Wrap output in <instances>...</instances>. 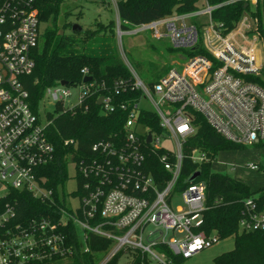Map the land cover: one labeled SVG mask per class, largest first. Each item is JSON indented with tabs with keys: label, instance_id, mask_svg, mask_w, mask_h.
<instances>
[{
	"label": "built area",
	"instance_id": "obj_1",
	"mask_svg": "<svg viewBox=\"0 0 264 264\" xmlns=\"http://www.w3.org/2000/svg\"><path fill=\"white\" fill-rule=\"evenodd\" d=\"M103 1L113 2L117 11L115 0ZM240 1L250 10L229 32L213 22L212 12L219 5L207 0L196 11L127 28L117 12V43L134 78L133 88L140 90L141 96L121 104L129 110L123 142L100 140L89 157L74 161L77 202L67 206L60 191L61 205L54 189L43 185L45 177L39 170L55 155L46 135L51 121L32 110L23 83L35 68L32 52L40 41L39 13L31 0H0V264H63L78 249L89 252L90 235L112 242L98 264H107L119 253L127 259L130 250L146 256L149 264H174L167 251L185 260L220 242L217 234L207 235L202 230L205 181H196L199 176L182 189L177 186L184 143L195 133L190 110L203 115L228 141L244 146L264 143V86L249 79L264 76L256 47L260 40L264 42V0ZM202 18L200 34L193 21ZM143 33L187 50H194L201 38L208 55H181L182 66L172 68L150 87L138 77L123 51L125 35ZM82 73L90 76L86 68ZM74 89L77 103L68 106ZM45 98L74 113L83 106L87 110V102L93 98L105 115L113 113L117 105L111 96L99 95V85L93 80L79 85L60 82L46 89ZM143 102L152 108L144 107ZM148 111L157 115L163 133L140 122V115ZM163 139H168L172 148L165 146ZM64 145L76 147L77 143L68 139ZM158 151H162L159 160L169 176L163 180L147 169L148 156ZM192 158L206 160L198 150H193ZM250 168L259 166L251 164ZM11 191L29 193L52 210L40 218L20 219L15 205L5 202ZM69 225L77 230V246L69 243ZM240 229L264 231V199L244 201Z\"/></svg>",
	"mask_w": 264,
	"mask_h": 264
},
{
	"label": "trees",
	"instance_id": "obj_2",
	"mask_svg": "<svg viewBox=\"0 0 264 264\" xmlns=\"http://www.w3.org/2000/svg\"><path fill=\"white\" fill-rule=\"evenodd\" d=\"M205 0H120L117 12L123 27L139 25L162 19L174 13L185 14L198 10ZM210 5H219L212 12V20L222 24L225 32L233 30L243 13L250 10L245 2L240 0H207ZM38 10L40 19V41L32 52L35 62L33 73L23 78V83L29 92V103L32 110L40 115V106L48 87L66 81L69 85L83 83V69H87L92 80L99 85V95L111 96L117 104L113 113L105 115L97 99L87 102L89 108L80 107L74 112L65 110L63 105H56L55 114H46L51 121L46 129L48 140L54 145V160L43 166L39 173L45 177L43 185L53 188L55 199L59 205V187L68 178L70 161H78L89 157L92 146L100 141L123 142L125 125L129 110L122 109L121 104L136 100L141 91L133 88L134 78L127 67L117 43L114 26L103 27L96 22L92 27L82 31L73 29L70 20L72 16L82 18L83 11L74 13V9H63L67 0H31ZM204 19L193 22L201 34ZM128 23L125 24V23ZM146 42L152 45L151 39ZM169 52H179L181 55H208L202 39L194 50L177 49L171 43L167 46ZM123 51L129 61L128 53L123 44ZM130 63V61H129ZM131 64V63H130ZM173 66L165 65L158 68L156 76L149 82L153 87L164 77ZM251 81L264 86V76H252ZM122 82L121 86H116ZM195 133L189 136L183 146V166L177 190L184 188L196 172L200 177L196 181L206 183V208L202 213V230L207 234H217L221 240L234 237V248L214 258V264H264V231L246 232L240 229V220L244 211V201L247 198L264 199V187L253 191L246 183L228 175L214 172L212 163L222 151L237 150L246 146L228 141L218 134L207 120L196 111H191ZM140 122L152 131L163 133L159 118L148 111L140 115ZM73 139L75 146H65V140ZM264 145V143L257 144ZM193 150L205 155L206 160L196 162L192 158ZM162 151L150 154L147 158V169L160 180L169 178L159 160ZM79 182L81 177L79 176ZM5 202L15 205L20 219L24 217L46 216L52 208L32 195L20 191H11ZM69 243H77V230L73 225L67 228ZM89 252L79 249L70 255L63 264H98L112 246L110 240L96 235H90L87 242ZM79 248V247H78ZM174 264H181L184 259L174 257ZM122 253L117 254L107 264H149L146 256L138 251H129L126 262H122Z\"/></svg>",
	"mask_w": 264,
	"mask_h": 264
},
{
	"label": "rangeland",
	"instance_id": "obj_3",
	"mask_svg": "<svg viewBox=\"0 0 264 264\" xmlns=\"http://www.w3.org/2000/svg\"><path fill=\"white\" fill-rule=\"evenodd\" d=\"M115 1L118 3L120 0ZM63 9H74V13L83 11L82 18L77 19L72 16L70 20L84 29L92 27L96 22H99L105 28H111L117 22V11L113 2L67 0ZM148 37L151 39L152 45H148L146 42ZM169 43L171 42L168 39L156 40L152 38L150 33H143L138 36L125 35L123 37V44L128 53L131 66L146 85H149V82L156 76L158 68L165 65H171L173 68L182 66L183 61L179 58V52H169L167 50ZM256 47L261 53L262 65H264V42L260 40ZM76 95L77 90L74 89L73 96L69 98V103H67L68 106L77 103ZM142 105L148 109L152 108L147 102H143ZM55 109V102L45 98L41 103L40 113L45 117L48 113L55 114ZM162 143L172 148V144L168 139H163ZM251 164H256L259 169H251ZM212 170L238 179L249 185L253 191H256L264 187V145H252L237 150L222 151L219 153L217 160L212 163ZM77 175L76 164L74 161H70L68 178L59 187L62 198L65 197L67 206L77 202L74 200V193L78 189ZM178 203H181V201ZM234 243V237L220 240L212 247L203 249L191 258L185 259L181 264H214V258L231 251L234 248ZM122 262H126V259H122Z\"/></svg>",
	"mask_w": 264,
	"mask_h": 264
},
{
	"label": "water",
	"instance_id": "obj_4",
	"mask_svg": "<svg viewBox=\"0 0 264 264\" xmlns=\"http://www.w3.org/2000/svg\"><path fill=\"white\" fill-rule=\"evenodd\" d=\"M245 7H247V5H245ZM73 29L76 30V31H82L83 28L77 24V23H74L73 24ZM1 66V65H0ZM92 80V77L91 76H86L84 77V82H89ZM68 83L66 81H62V85H67ZM151 140V136L149 135L148 137V142H150ZM200 176V172H196L195 174L192 175V177L190 178V182H193L196 178H198Z\"/></svg>",
	"mask_w": 264,
	"mask_h": 264
}]
</instances>
